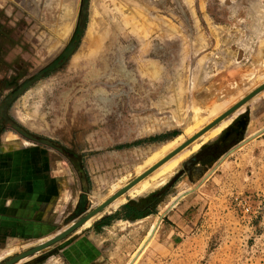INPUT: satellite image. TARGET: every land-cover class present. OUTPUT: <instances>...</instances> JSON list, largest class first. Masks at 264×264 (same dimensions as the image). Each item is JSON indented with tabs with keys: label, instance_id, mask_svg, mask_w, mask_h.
Listing matches in <instances>:
<instances>
[{
	"label": "rangeland",
	"instance_id": "rangeland-1",
	"mask_svg": "<svg viewBox=\"0 0 264 264\" xmlns=\"http://www.w3.org/2000/svg\"><path fill=\"white\" fill-rule=\"evenodd\" d=\"M262 85L264 0H0V115L55 147L0 123L2 237L8 207L16 214L0 264L143 174L134 171L152 148L197 120L185 143ZM103 97L117 119L95 112ZM232 114L162 187L109 204L17 264H264V90ZM128 204L153 216L115 222Z\"/></svg>",
	"mask_w": 264,
	"mask_h": 264
},
{
	"label": "bare ground",
	"instance_id": "bare-ground-1",
	"mask_svg": "<svg viewBox=\"0 0 264 264\" xmlns=\"http://www.w3.org/2000/svg\"><path fill=\"white\" fill-rule=\"evenodd\" d=\"M95 10H96V8H95ZM97 15H98V13H97ZM89 21H91V19ZM97 21H98V18H96L95 14H93L92 15V21L90 22L91 23L90 24V27L87 28L88 30H87L86 35L84 37V45H87V44H90L91 43L90 41H92L93 31H94L93 28H94V26H96L95 23H97ZM85 48L86 47L83 46L82 49H85ZM243 74L245 75V73H243ZM226 94H228V93L226 92ZM176 95H178V94H176ZM179 95H180V93H179ZM99 100L101 101L100 102V105H102V107L99 108V106H98L97 108H99V109H97L95 112L98 113V115L103 116L104 121L106 120V118H109L110 119L111 116H115V113L112 112L113 109H111L110 112H104L103 111V109L107 106V104H109V103L112 104V102L115 101V100H113V99L110 100V99H108L106 97L99 98L98 101ZM117 105H118L117 103H116V105H114L116 107V109L118 107ZM212 105H214V104H212ZM212 108H213V106H212ZM219 109H220V107L217 106L212 111L213 112H215V111L218 112ZM240 110L237 111V112H239V114H240ZM108 113H110V114L107 116ZM195 113H196V111H195ZM236 113L232 114L231 118H233L236 115ZM196 118H198V117H196ZM227 124H228V121L226 120V121L221 122L220 124H218L213 129L207 131L205 134H203L202 136H200L198 139H196L194 142H192L191 144H189L182 151H180L179 153H177L175 156H173L171 159H169L167 162H165L163 165H161L159 168H157L154 172H152L146 178H144L143 180H141L140 182H138L135 186H133L132 188H130L124 195L120 196L118 199H116L114 202H112V204L109 205V206H111V208L117 207L118 205L123 204L125 202L126 198L131 199V200H133V199L135 200L137 197L142 196L145 193L155 191L158 188L162 187L168 181V179L171 178L178 171V169L180 168V166L182 165V163L187 158H189V156H191L193 153H195L198 150V148L200 147V145L202 146L203 143H206V142H209L210 140L215 139L217 137V135L221 132V130L224 129L227 126ZM198 125H199V122H197V120H196L195 123H194V126H192V127L191 126H187L184 129V131H183V133L181 135L177 136L176 138L172 139L171 141L166 142L165 144H163V145H161L159 147L152 148L151 151L149 152V154L147 155V157H145V159L142 161V164L139 165L135 169V171H134L135 175H139V174L145 172V170H147L148 168H151V166H153L154 164H156L157 162H159L160 160H162L163 158H165L168 154H170L171 152H173L174 150H176L177 148H179L181 146V144H183V142L186 140V138H189L190 135L191 136L193 135V133H194L193 130ZM239 146H240V144L238 146H236L235 148L231 149L230 151H228L224 155L223 158H225L226 156H228L231 153H233ZM122 183H124V182H122ZM122 183L120 182L119 184L114 185L111 188L112 189L111 191L113 192L116 188H119L118 186L120 184H122ZM110 194H111V192L109 193V195ZM103 200H101V201H103ZM176 200H173L168 205V207H166L165 210L160 214V216L157 218V220L153 223V225L150 228V231H149V233H148V235H147L144 243L141 245L140 249L134 255V257L137 256L141 252V250L144 248L145 243L149 241L150 237L153 235L155 229L157 228V225L160 222V218L162 217V215H164L166 213L167 210H169V208H171L172 206H174V204L176 203ZM94 218H92V219H94ZM92 219H90V220H92ZM90 220L86 224H84V225H87L88 223H90Z\"/></svg>",
	"mask_w": 264,
	"mask_h": 264
},
{
	"label": "water",
	"instance_id": "water-1",
	"mask_svg": "<svg viewBox=\"0 0 264 264\" xmlns=\"http://www.w3.org/2000/svg\"><path fill=\"white\" fill-rule=\"evenodd\" d=\"M262 90H264V85H262L261 87H259L258 89H256L254 92H252L246 98H244L242 101H240L238 104H236L230 110H228L222 116H220L219 118H217L214 122H212L211 124H209L206 128H204L198 134H196L194 137H192L191 139L187 140L179 148H177L176 150H174L173 152H171L170 154H168L165 158H163L162 160H160L159 162H157L154 166H152L146 172H144L143 174H141L140 176H138L135 180H133L131 183H129L127 186H125L122 190H120L119 192H117L114 196H112L111 198H109L108 200H106L103 204H101L96 209H94L93 211H91L90 213H88L86 216H84L83 218H81L79 221H77L71 227H69L68 229H66L62 233L58 234L57 236H55L51 240H49V241H47V242H45V243H43L41 245L35 246V247H33V248L25 251V252H22V253H20V254H18L16 256H13V257L7 259L2 264H16L18 261H20V260H22V259H24L26 257L32 256V255H34V254H36V253H38V252H40L42 250H45V249L51 247L52 245H54V244L62 241L63 239H65L67 236H69V234H71L76 229H78L80 226H82L83 224H85L87 221H89L91 218H93L95 215H97L99 212H101L104 208H106L109 204H111L114 200H116L117 198H119L121 195H123L125 192H127L130 188H132L133 186H135L138 182H140L141 180H143L144 178H146L148 175H150L152 172H154L157 168H159L161 165H163L165 162H167L169 159H171L177 153H179L184 148H186L190 143H192L194 140H196L199 136H201L202 134H204L205 132H207L208 130H210L214 126H216L219 122H221L222 120H224L226 117H228L229 115H231L233 112H235L238 108H240L246 102H248L249 100H251L254 96H256L258 93H260ZM194 160H195L194 158L191 159V161H194Z\"/></svg>",
	"mask_w": 264,
	"mask_h": 264
},
{
	"label": "trees",
	"instance_id": "trees-1",
	"mask_svg": "<svg viewBox=\"0 0 264 264\" xmlns=\"http://www.w3.org/2000/svg\"><path fill=\"white\" fill-rule=\"evenodd\" d=\"M76 35L79 36L78 30L76 31L75 38L71 41L70 46L73 43H77L78 42V38H76ZM65 52H67V50ZM47 69H49V68H47ZM47 69H45L44 71H46ZM11 95H13V94H10V96ZM0 107H1V105H0ZM9 122H10V120H9ZM0 123L2 124V129L3 130L4 129L13 130L18 135H20L21 137H23L24 139H26L27 141H30V142H33V143H36V144H42L44 146H48V147L55 148L54 147V144L52 142H50L48 140L36 138V136L32 135L31 133H29L25 129H23V128L15 125V124H13V122H10L11 124L8 125V119L4 118V116H1V115H0ZM78 173L80 174L81 171H78ZM132 207L133 206L132 205H129V204L124 206L125 209H133V213L136 214L135 217H138V216L142 215L143 209L145 208V207H143V209H140L138 207H135V208H132Z\"/></svg>",
	"mask_w": 264,
	"mask_h": 264
},
{
	"label": "crops",
	"instance_id": "crops-1",
	"mask_svg": "<svg viewBox=\"0 0 264 264\" xmlns=\"http://www.w3.org/2000/svg\"><path fill=\"white\" fill-rule=\"evenodd\" d=\"M0 195H1V190H0ZM8 206H9V204L7 205V207ZM8 208H9V211H8L7 215H5L6 216V218H5L6 221L3 222V224H5L7 226V229L8 230L5 231V236L2 237V232H1V227H0V245H1V241L2 240H8L9 241V240H12V239L15 238V236L12 237L13 234L11 232V225H13V224L15 225L16 224V219H15L16 214L14 213L15 207L9 206ZM1 210H2V203H1V196H0V226L2 224V214H1ZM150 216H153V214H151L150 212H147L146 214L145 213L144 214L142 213V215H140L138 217H135L134 213L131 212V213H128V216H126V217H124L122 219H118L115 222H117V223H120V222H128L129 223V222H134V221L140 220V218H144V217L149 218ZM121 220H124V221H121ZM14 225H13V227H14ZM156 230H157V228H156ZM156 230H155V232H156ZM153 236H154V234H153ZM140 240L143 241V239H140Z\"/></svg>",
	"mask_w": 264,
	"mask_h": 264
},
{
	"label": "flooded vegetation",
	"instance_id": "flooded-vegetation-1",
	"mask_svg": "<svg viewBox=\"0 0 264 264\" xmlns=\"http://www.w3.org/2000/svg\"><path fill=\"white\" fill-rule=\"evenodd\" d=\"M115 95H116V94H115ZM115 102H116V101H115ZM112 109H113L112 112L116 113V111L118 110V107H117V109H116V107L114 106ZM114 119H117L116 116H111L110 119L108 118L109 121H110V120L112 121V120H114ZM240 130H241V128H240V124L237 122V124H235V125L233 126V128L230 129V132H228V135H231V136H233V137H236V136L239 135Z\"/></svg>",
	"mask_w": 264,
	"mask_h": 264
}]
</instances>
